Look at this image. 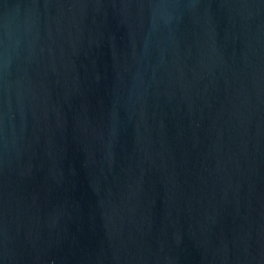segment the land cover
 <instances>
[{"label":"water","instance_id":"1","mask_svg":"<svg viewBox=\"0 0 264 264\" xmlns=\"http://www.w3.org/2000/svg\"><path fill=\"white\" fill-rule=\"evenodd\" d=\"M0 264H264V0H0Z\"/></svg>","mask_w":264,"mask_h":264}]
</instances>
